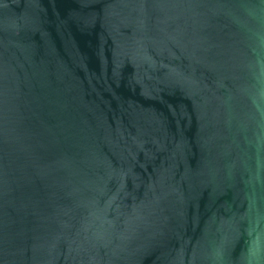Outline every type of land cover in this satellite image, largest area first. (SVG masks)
<instances>
[{"label":"water","instance_id":"1","mask_svg":"<svg viewBox=\"0 0 264 264\" xmlns=\"http://www.w3.org/2000/svg\"><path fill=\"white\" fill-rule=\"evenodd\" d=\"M257 220L264 0H0V264H248Z\"/></svg>","mask_w":264,"mask_h":264},{"label":"clouds","instance_id":"2","mask_svg":"<svg viewBox=\"0 0 264 264\" xmlns=\"http://www.w3.org/2000/svg\"><path fill=\"white\" fill-rule=\"evenodd\" d=\"M248 238V264H258L259 257L264 254V224L259 220L252 223L248 229Z\"/></svg>","mask_w":264,"mask_h":264}]
</instances>
